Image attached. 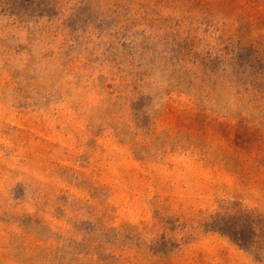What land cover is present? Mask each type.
Instances as JSON below:
<instances>
[{"label":"rangeland","instance_id":"374dc122","mask_svg":"<svg viewBox=\"0 0 264 264\" xmlns=\"http://www.w3.org/2000/svg\"><path fill=\"white\" fill-rule=\"evenodd\" d=\"M25 2L0 0L12 25L0 38V264H264V146L214 138L213 116L211 128L195 123L170 74L148 69L170 61L172 42L118 55L149 81L114 100L101 90L122 85L102 59L109 40L89 23L117 17L91 0L49 25ZM177 3L207 47L229 39L220 50L248 62L264 52V0ZM221 104L223 117L240 108Z\"/></svg>","mask_w":264,"mask_h":264},{"label":"trees","instance_id":"16d2710c","mask_svg":"<svg viewBox=\"0 0 264 264\" xmlns=\"http://www.w3.org/2000/svg\"><path fill=\"white\" fill-rule=\"evenodd\" d=\"M96 1L97 6H101L104 16L117 17L115 21H109L107 24L95 21L89 23L92 27L97 23L104 25L100 30L99 27H95L97 31L106 34L109 40L102 46L104 57L102 59L110 67L111 72L114 71V74H110L111 81L122 84L120 91L113 87L101 86V90L108 98L117 100L123 94L134 99L140 96L141 86L149 81V78L140 72L141 67L135 66L132 62L126 63V69L122 71L125 63L119 62L118 55L131 61L135 55L132 53L134 46L142 50L141 54H146L151 52L146 48L149 45L148 41L155 43L158 36H164L163 40L172 42L167 46L171 48L168 53L170 61L162 66L156 65L153 61L148 64V69L157 68L159 72L170 74L167 89L170 92L177 90L186 94L196 111L194 116L198 122L196 119L195 123L211 128L214 120L213 124L218 128L214 138L224 140L230 146H264L262 118L252 117V113L258 111L261 113L264 107V52H255L248 62L241 59L242 55L233 49L220 50L225 42L230 41L229 39L214 41L213 47L216 48L207 47L204 40L192 37L188 31L184 14L179 13L177 8V2L183 0ZM90 3L91 0H26L25 4L17 8L26 11L31 7L37 8V17L34 18L45 20L52 25L57 15L53 14L54 11L60 14L62 8H65L62 10L64 14H77L78 11L89 8ZM30 23L23 22L22 25L25 28ZM0 28V38L3 40L6 36L1 34H5L12 25L0 21ZM67 29L72 35L76 33L74 28ZM180 43L183 46H180ZM62 51L60 49V52ZM239 60L241 62L238 64ZM97 61L90 56L87 63L93 65ZM224 96L231 98L240 106L234 117L224 116L230 123L218 122L224 118V108L221 104ZM141 111L129 109L134 117ZM210 116H213V120H208ZM139 129L141 128L138 127L137 130Z\"/></svg>","mask_w":264,"mask_h":264}]
</instances>
